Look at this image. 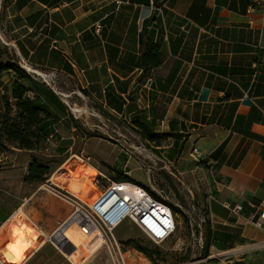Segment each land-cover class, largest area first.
Masks as SVG:
<instances>
[{"label": "crops", "instance_id": "obj_1", "mask_svg": "<svg viewBox=\"0 0 264 264\" xmlns=\"http://www.w3.org/2000/svg\"><path fill=\"white\" fill-rule=\"evenodd\" d=\"M250 2L4 0L0 15V44L26 73H52L79 91L63 94L68 105L45 84L65 106L56 136L65 126L74 131V113L85 109L105 118L89 131L129 125L141 134H170L169 155L181 146L171 158L174 171L191 193L206 195L214 244L248 249L223 264H264V221L253 225L264 203V9L250 11ZM151 44L161 61L145 70L140 56ZM13 81L10 70L1 72L0 114ZM203 89L208 97L200 102ZM8 148L0 151V216L11 212L7 223L20 215L35 229L55 224L51 239L77 215L57 212L39 183L24 181L34 152ZM223 203L242 210L229 216Z\"/></svg>", "mask_w": 264, "mask_h": 264}, {"label": "rangeland", "instance_id": "obj_2", "mask_svg": "<svg viewBox=\"0 0 264 264\" xmlns=\"http://www.w3.org/2000/svg\"><path fill=\"white\" fill-rule=\"evenodd\" d=\"M3 3L4 0H0V14ZM53 82L50 86L70 105V98H64V95L74 98L71 93L77 94L79 91L65 79ZM90 113L85 109L75 112L74 116L79 120L75 130L62 127L59 135L35 150L29 161L35 160L46 166L49 170L47 176H52L55 182L87 205L102 193L108 182L106 179L116 180L124 176L184 214L186 221L179 213L175 214V231L160 245L149 241L127 220L123 221L113 234L128 249L129 261L142 264L148 261L155 264H223L226 257L246 254L248 249L241 252L219 250L211 238L206 245L203 244V230L209 226L210 232L214 231L211 228L212 215L205 205L206 195L191 193L188 182L176 174L172 159H169L168 146L171 142L168 139L151 142L147 134L136 132L129 125L126 131L121 132L116 130L113 133L105 129L89 131L90 125H102L105 119L100 114L93 116ZM69 121H73L72 117ZM42 193L52 199L51 205L57 212L68 215L73 211L69 204L52 194ZM85 204H82L84 208ZM18 216L0 224V258L8 264H111L99 233L94 232L80 216L69 219L52 237L55 245L49 239V235L55 231L52 230L55 224L50 229L39 226L35 229ZM131 240L129 245L125 243ZM60 248L64 254L59 251Z\"/></svg>", "mask_w": 264, "mask_h": 264}, {"label": "built area", "instance_id": "obj_3", "mask_svg": "<svg viewBox=\"0 0 264 264\" xmlns=\"http://www.w3.org/2000/svg\"><path fill=\"white\" fill-rule=\"evenodd\" d=\"M249 10L264 9V0H251ZM44 84L50 85L55 75L30 70ZM49 136L47 140L51 139ZM194 159L202 162L203 156L193 150ZM207 162V161H206ZM210 165V162H207ZM102 193L87 205L77 195L55 182L48 175L39 183L38 191L52 194L54 197L69 204L73 209L71 216L83 218L94 232L99 233L101 244L106 248L111 264H142L129 261V251L122 241L117 240L113 232L125 220L137 227L138 230L153 244L166 242L175 231V214L170 206L161 200L153 198L141 185L132 180H108ZM133 188V190H131ZM85 204L86 208L82 206ZM229 216H238L242 210L241 204H221ZM259 217L253 221L256 228H262L264 221V203L260 205ZM50 239V238H49ZM0 264H8L0 258ZM146 264H155L148 261Z\"/></svg>", "mask_w": 264, "mask_h": 264}, {"label": "trees", "instance_id": "obj_4", "mask_svg": "<svg viewBox=\"0 0 264 264\" xmlns=\"http://www.w3.org/2000/svg\"><path fill=\"white\" fill-rule=\"evenodd\" d=\"M3 9V7H2ZM2 14V10H1ZM0 14V15H1ZM0 44V74L4 70H10L14 76L10 97H3L4 111L0 114V151L7 150L8 145H15L17 149L34 152L39 147H43L49 136L56 137L53 126L59 120L58 113L64 112L65 106L59 101L53 90L47 87L35 76L26 73L19 66L18 59L8 54L5 47ZM157 45L151 44L141 54V67L145 70L148 66L155 67L160 65L161 55ZM2 58L7 59L3 62ZM147 134V135H146ZM149 141L156 143L160 140H167L170 134H153L146 132ZM179 152L181 146H174ZM175 149L171 150L169 158L175 155ZM49 170L46 166L38 164L35 160L30 161L27 172L23 179L27 182L41 183L45 180ZM130 180L128 177L120 176L116 181ZM153 198H158L156 194L145 188ZM173 213H179L186 221L184 214L178 209L170 206ZM7 216H0V222L4 223ZM203 244L214 240V235L210 232L209 226L202 232ZM131 241L125 242L129 245ZM219 250H224L225 245H215ZM139 251L146 253L145 250L138 248Z\"/></svg>", "mask_w": 264, "mask_h": 264}, {"label": "water", "instance_id": "obj_5", "mask_svg": "<svg viewBox=\"0 0 264 264\" xmlns=\"http://www.w3.org/2000/svg\"><path fill=\"white\" fill-rule=\"evenodd\" d=\"M139 43H141V35H139ZM207 95H208V90L207 89L201 90V92L199 94L198 101H200V102L206 101V99L208 97ZM242 103L245 104V105H250L251 102L248 99H244Z\"/></svg>", "mask_w": 264, "mask_h": 264}, {"label": "bare ground", "instance_id": "obj_6", "mask_svg": "<svg viewBox=\"0 0 264 264\" xmlns=\"http://www.w3.org/2000/svg\"><path fill=\"white\" fill-rule=\"evenodd\" d=\"M94 172L97 174V171L96 170H94ZM53 237V236H52ZM52 237H51V241H52V243L54 244V242H53V240H52ZM55 245V244H54ZM56 248H58L57 246H56ZM60 251V250H59ZM61 252V251H60ZM62 253V252H61ZM63 254V253H62Z\"/></svg>", "mask_w": 264, "mask_h": 264}]
</instances>
